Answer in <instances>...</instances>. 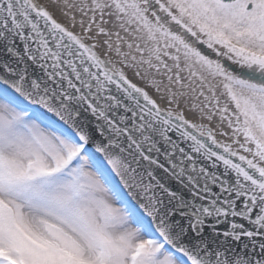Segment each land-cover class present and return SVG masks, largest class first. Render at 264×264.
Returning a JSON list of instances; mask_svg holds the SVG:
<instances>
[{
  "label": "snow or ice",
  "instance_id": "1",
  "mask_svg": "<svg viewBox=\"0 0 264 264\" xmlns=\"http://www.w3.org/2000/svg\"><path fill=\"white\" fill-rule=\"evenodd\" d=\"M0 264H264V0H0Z\"/></svg>",
  "mask_w": 264,
  "mask_h": 264
}]
</instances>
